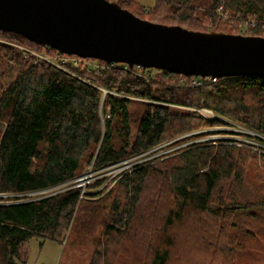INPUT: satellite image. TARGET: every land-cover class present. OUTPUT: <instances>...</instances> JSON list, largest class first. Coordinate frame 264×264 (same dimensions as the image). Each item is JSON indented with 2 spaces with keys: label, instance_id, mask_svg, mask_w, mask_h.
I'll return each instance as SVG.
<instances>
[{
  "label": "trees",
  "instance_id": "16d2710c",
  "mask_svg": "<svg viewBox=\"0 0 264 264\" xmlns=\"http://www.w3.org/2000/svg\"><path fill=\"white\" fill-rule=\"evenodd\" d=\"M118 4L156 24L264 37V0H157L150 9L138 0ZM219 7L228 13L227 24ZM230 23L241 31L229 29ZM13 44L37 52L44 46L0 31V69L18 70L0 94V194L16 201L73 181L86 165L108 169L183 135L229 126L228 121L264 138V78H217L195 87L193 77L123 65L71 74L35 63ZM186 108L215 117L205 120ZM245 137L264 145L262 138ZM263 157L232 141L195 144L135 166L107 193L86 194L101 201L90 212H110L91 264H193L196 258L220 264L225 256L215 242L226 233H264ZM102 186L100 180L93 189ZM81 195L82 188H74L0 205V264L23 262V247L33 238L62 244L86 207Z\"/></svg>",
  "mask_w": 264,
  "mask_h": 264
},
{
  "label": "water",
  "instance_id": "95a60500",
  "mask_svg": "<svg viewBox=\"0 0 264 264\" xmlns=\"http://www.w3.org/2000/svg\"><path fill=\"white\" fill-rule=\"evenodd\" d=\"M0 31L66 55L130 69L264 78V37L156 24L108 0H0Z\"/></svg>",
  "mask_w": 264,
  "mask_h": 264
},
{
  "label": "rangeland",
  "instance_id": "374dc122",
  "mask_svg": "<svg viewBox=\"0 0 264 264\" xmlns=\"http://www.w3.org/2000/svg\"><path fill=\"white\" fill-rule=\"evenodd\" d=\"M110 2L118 3L120 0H108ZM207 1V0H206ZM138 2L143 5L146 9H150L156 5L157 0H138ZM200 4V3H199ZM228 22H224L227 24ZM229 29H236L241 31V27L236 25H229ZM155 75L154 71H148L147 74ZM18 75L17 68L10 70L6 69V66L0 69V94L2 91L7 89L11 83H13ZM187 110L198 112L205 120H210L212 114L206 110H196L191 108H186ZM215 117V116H214ZM229 122V126L224 127H214L205 128L193 133L183 135L176 140L165 142L156 148L145 152L141 155L131 157L129 159L123 160L117 164V166L112 167L106 171H97L93 168V165H86L82 173L77 176L74 181L76 184L83 185L81 182L82 177L87 176L88 178H94L89 183L84 182L86 185V194L95 193V191L104 190L109 192L113 189L117 180L128 171H131L135 166L139 164L154 160L156 158L162 160L160 157H165L163 153L170 152L167 156H174L177 153L182 152L187 147L195 144H205V143H215L219 141H232L236 145L243 146L245 144L248 149L257 150L264 153V145L253 139L245 137V135H251L255 137H261L259 134L244 128L241 125ZM1 128V127H0ZM1 130V129H0ZM136 130H134L135 132ZM201 135L197 138L191 139L192 136ZM185 140L181 143H176V141ZM163 147V148H161ZM165 159V158H163ZM264 160V157H263ZM128 161V165L124 163ZM102 180L103 186L100 189H93L98 181ZM70 182V181H69ZM74 183V182H73ZM72 183V184H73ZM60 187L49 190L37 191L22 195L23 199L16 201L12 199L14 195H3L0 194V205L14 204L15 202L21 201H37L44 198L56 196L71 189ZM83 192V190H82ZM105 193V194H106ZM118 193V192H117ZM113 196L117 197L116 193ZM84 199H87L84 197ZM83 201H86L84 200ZM85 203L86 207L80 212V220H77L75 227L66 233L65 240L60 244L53 240H43L40 238H33L23 247V262L20 264H91L93 257L99 245V239L104 231V220L110 216L108 208H105L103 214L99 215L90 212V207L101 205V201L87 199ZM92 200V201H91ZM112 200L109 198L104 201L106 207L110 206ZM92 205V206H91ZM254 230V229H253ZM255 231L253 235L252 230H237V233L233 235L232 233H226V237L222 240H217L216 245L220 246L223 255L225 256L224 261L220 264H264V233ZM252 232V233H251ZM257 234V236H255ZM233 235V236H231ZM229 236L230 239H229ZM193 264H201V261L196 258Z\"/></svg>",
  "mask_w": 264,
  "mask_h": 264
},
{
  "label": "built area",
  "instance_id": "2783aa9c",
  "mask_svg": "<svg viewBox=\"0 0 264 264\" xmlns=\"http://www.w3.org/2000/svg\"><path fill=\"white\" fill-rule=\"evenodd\" d=\"M217 12H218V15L220 16L221 19H223L224 21L227 20L228 13H226L224 11L223 7H219ZM232 25H233V23H232ZM13 46L18 48L26 56H32L35 63L47 62L49 64L56 66L59 69L65 71V72L71 73V74H78L77 73L78 71L80 72L79 75L99 73L100 71H105L109 68H117L119 65H123L125 68H129L127 65H124V64H115V63L107 64V63H105L103 61H99V60L83 59V58H79L77 56L66 55V54H63V53L56 51V50H55V52H53L54 51L53 49H51L50 47H46V46H44V49L42 51H39V52L31 50V49L26 48V47L21 46V45H17V44H13ZM83 81L92 84L91 81L87 77L86 78L84 77ZM215 81H216V78L193 77L191 79V84L195 87H201L203 85H207V84L215 82ZM105 94H106V92H104V95ZM208 112H210V111H208ZM210 113L212 114V116H210V118L213 119L214 115L212 112H210ZM161 148H163V147H161ZM169 153L170 152L163 153V155L165 154L164 155L165 157H160V158L168 157L167 155ZM156 159H158V158H156ZM124 164L128 165L129 163H128V161H126ZM115 166H117V164L112 166V167H115ZM112 167H110V168H112ZM110 168H108V169H110ZM108 169H104L101 171H106ZM92 179H94V178L93 177L88 178L87 176H84L81 179V182H83V185L78 186L75 182L76 180L75 181L73 180V181H70L66 184L60 185V187H68V186L72 185V187H70V188H74V187L82 188V190H83L82 194L84 195L86 193V188H85L86 185L84 184V182L89 183L90 181H92ZM57 187H54V188H57ZM54 188H52V189H54ZM47 190H49V189H47Z\"/></svg>",
  "mask_w": 264,
  "mask_h": 264
},
{
  "label": "bare ground",
  "instance_id": "6f19581e",
  "mask_svg": "<svg viewBox=\"0 0 264 264\" xmlns=\"http://www.w3.org/2000/svg\"><path fill=\"white\" fill-rule=\"evenodd\" d=\"M68 183V182H67ZM64 184H66V183H64ZM63 185V184H62ZM54 188V187H53ZM41 191H43V190H41ZM84 197H85V195H81V198H83L84 199Z\"/></svg>",
  "mask_w": 264,
  "mask_h": 264
}]
</instances>
